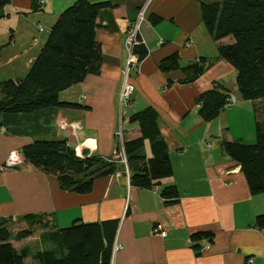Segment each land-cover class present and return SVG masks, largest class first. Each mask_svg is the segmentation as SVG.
<instances>
[{
	"label": "crops",
	"instance_id": "obj_1",
	"mask_svg": "<svg viewBox=\"0 0 264 264\" xmlns=\"http://www.w3.org/2000/svg\"><path fill=\"white\" fill-rule=\"evenodd\" d=\"M74 1L10 0L0 18V80L26 74L50 26ZM89 1H109L112 6L99 9L96 17L101 49L96 71L60 93L61 100L79 106L27 114L0 112V166L11 150L36 138H66L80 157H105L116 149L114 131L119 121L124 135L135 137L138 126L129 122V116L150 106L157 113L173 168L172 176L161 182L174 184L178 199L166 204L157 187L132 186L129 172L116 161L113 173L96 178L89 193L78 194L60 189L54 175L23 159L11 168H0V219L24 224L21 216L41 213L62 227L77 218L84 222L116 218L115 239L120 248L113 251L111 264H264V228L254 225L256 215L264 213V193L250 194L239 165L221 145L213 144H220L224 134L233 139L245 137L234 132L230 123L252 110V103L237 91L234 69L218 58L216 43L201 20L203 0L150 1L140 24L148 53L140 71L130 76L134 103L121 109L127 24L144 0ZM152 16L160 20L152 23ZM172 53L178 54L180 66L205 58L204 73L184 82L188 75L184 71L163 72L159 63ZM214 86L235 94L237 103L230 112L224 108L215 119L204 122L195 99ZM144 151L149 154L147 142ZM38 231L45 245L32 246H52L44 231ZM196 231L213 235L210 242H197L199 250L192 248L191 235ZM32 238L22 242L28 244Z\"/></svg>",
	"mask_w": 264,
	"mask_h": 264
},
{
	"label": "trees",
	"instance_id": "obj_2",
	"mask_svg": "<svg viewBox=\"0 0 264 264\" xmlns=\"http://www.w3.org/2000/svg\"><path fill=\"white\" fill-rule=\"evenodd\" d=\"M10 0H0V18ZM112 6L109 1L75 0L63 9L50 26L47 38L23 77L0 80V112L27 114L50 107H78L63 101L60 93L95 72L101 60L96 40L98 10ZM201 20L216 43L218 58L235 71L237 91L252 103L254 136L252 142L230 138L220 139L224 153L239 165L250 194L264 193V0H203ZM152 23L160 20L150 17ZM144 58L143 45L134 49ZM178 54L161 60L163 72L181 70L187 73L184 82L196 80L205 71L206 59L180 66ZM233 94L214 86L201 91L195 101L197 113L204 122L215 119L225 108L227 97ZM139 134L124 135L123 148L132 186L142 189L157 187L163 202L178 199L174 184L163 185L172 176L169 149L164 139L156 111L148 106L129 116ZM149 145V154L144 151ZM23 159L47 174L54 175L59 188L78 194L92 190L94 180L111 174L112 161L98 155L80 157L68 145L66 138H36L21 146ZM24 226L14 230L11 219H0V264H111L113 245L119 220L84 222L77 218L58 227L45 214H25ZM254 225L264 228V213L255 217ZM38 229L52 246L37 248L29 244L19 247L16 242L32 236ZM209 231L192 233V248L199 250L201 239L212 241ZM44 238V239H45Z\"/></svg>",
	"mask_w": 264,
	"mask_h": 264
},
{
	"label": "built area",
	"instance_id": "obj_3",
	"mask_svg": "<svg viewBox=\"0 0 264 264\" xmlns=\"http://www.w3.org/2000/svg\"><path fill=\"white\" fill-rule=\"evenodd\" d=\"M150 1L151 0H144V2L140 5L134 20L127 24V34L124 42L127 51V57L123 71L122 87L119 95L120 109L123 107L124 104L126 105L133 91V85L127 81V78L130 76L132 72L139 70L141 63L145 58L144 57L140 59L137 53L134 52V49L139 45H143L146 48L145 42L143 38L140 36V24L144 19L146 9ZM38 29L39 31H42L43 27L39 26ZM234 99H235V95L230 94L226 99L225 107H229ZM114 137L118 140L119 145H117L116 149L112 153V157L116 158L120 156L122 160V164L125 167V171L128 174L126 155L123 148L124 132L121 126V121H119V125L117 129L114 131ZM208 146L210 145L208 144ZM22 160H23V156L21 149H13L8 153L7 157L5 158L0 168L5 169V168L13 167L14 165L19 164ZM118 248H120V244L115 240L113 245V251ZM247 262H252V258H248Z\"/></svg>",
	"mask_w": 264,
	"mask_h": 264
},
{
	"label": "rangeland",
	"instance_id": "obj_4",
	"mask_svg": "<svg viewBox=\"0 0 264 264\" xmlns=\"http://www.w3.org/2000/svg\"><path fill=\"white\" fill-rule=\"evenodd\" d=\"M1 36H0V38H1ZM140 68H141V66L139 67V70L138 71H134L131 74L138 73L140 71ZM123 71H124V69H123ZM131 74H130V76H131ZM130 76L127 78V81L130 84H132ZM133 89H134V86H133ZM133 103H134V95H133V91H132V94L130 95V97H129L127 103H126V105L129 104L128 106H130ZM236 103H237V97L235 95V99L232 101V103H231V105L229 107H225V110L230 112V110L232 109V106L235 105ZM126 105L124 104L123 107L125 108ZM249 112L247 113L245 111L244 112V115L233 118L231 120V123H230L231 124V128H232V130L234 132H239V133H243L244 134L245 137L242 138V139L240 138V140H242L244 142H252V139L250 138V136L251 135H254V126H253L252 110H250ZM118 125H119V123H118ZM235 136H238V135H233L234 138H235ZM115 141H116V144L119 145L118 144V140L116 138H115ZM188 142H190V141H188ZM213 144H215V147H218L220 145L219 143H216V142H214ZM104 158H106V160H108V161L111 160L113 163L116 161V162L122 164V160H121L120 156H118V157L115 158V157H112V154H109V155L105 156ZM174 160H175V162H178L177 158L176 159L174 158ZM14 166H16V165H14ZM9 168H11V167H9ZM23 226H24V224H22V223H15L11 227L14 230H16V229L21 228ZM33 236H34V238H32V240H29V242H28V244L31 245V246L32 245H35L37 243L39 244V242H40L39 241V238H38V236H39V231L38 230H36L34 232ZM23 241H25V240H23ZM23 244H27V243L26 242H22V241L15 243V245L17 247H19V246H21ZM40 244H42V245L44 244L45 245V243H42V241L40 242ZM27 263L28 264L30 263V260L29 259H27Z\"/></svg>",
	"mask_w": 264,
	"mask_h": 264
}]
</instances>
